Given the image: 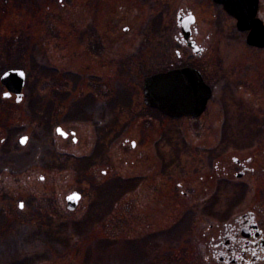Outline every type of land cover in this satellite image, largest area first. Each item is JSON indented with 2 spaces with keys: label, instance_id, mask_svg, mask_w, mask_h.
Here are the masks:
<instances>
[{
  "label": "rangeland",
  "instance_id": "obj_1",
  "mask_svg": "<svg viewBox=\"0 0 264 264\" xmlns=\"http://www.w3.org/2000/svg\"><path fill=\"white\" fill-rule=\"evenodd\" d=\"M178 10L196 17L197 56L176 39ZM172 64L211 85L200 115L144 104V76ZM14 67L22 100L0 84V264H203V228L264 206L263 182L226 177L217 206L235 210H191L184 226L177 182L207 175L200 158L215 143L231 164L264 136V47L211 0H0V74Z\"/></svg>",
  "mask_w": 264,
  "mask_h": 264
},
{
  "label": "flooded vegetation",
  "instance_id": "obj_2",
  "mask_svg": "<svg viewBox=\"0 0 264 264\" xmlns=\"http://www.w3.org/2000/svg\"><path fill=\"white\" fill-rule=\"evenodd\" d=\"M214 4L222 5L211 0ZM223 9V8H222ZM190 10H178L176 14V24L179 28L176 39L178 43L190 49L195 56L202 50L203 46L197 42L194 30L195 22L190 25V33L188 37H184L180 32V21ZM258 15V11H257ZM179 16L180 21L177 22ZM195 16V15H194ZM259 16V15H258ZM231 17V16H230ZM193 43V46L190 43ZM259 48V47H258ZM178 53V51H176ZM190 64L175 65L172 64L168 68L185 66ZM197 68L200 72L201 70ZM166 68V69H168ZM202 74V72H201ZM203 76V75H202ZM256 134H263L264 129H259ZM66 136L63 137H67ZM74 138V137H73ZM219 142L215 143L214 148L205 152L200 158L205 166L208 168L207 175H203L202 179H187L183 182L178 181V193L186 201V212L183 218L184 226L187 227L190 218L191 210H235V207L220 208L218 204V190L220 181L223 178H233V180H246L247 182H263L264 183V136L258 139L257 142L252 143L256 148L254 152L250 153L244 159L233 157V163L227 164L219 159L217 146ZM189 148V146H188ZM198 153H195L196 155ZM199 155V154H198ZM234 166L235 168H232ZM235 170V171H234ZM233 171V177L230 173ZM238 173H241L238 175ZM214 182V194L205 196V190L210 185L211 180ZM262 194H264V187ZM195 200L204 201L203 205L191 206V202ZM241 212L227 215L216 222L209 223L198 236L197 244L199 246L200 258L203 264H258L264 263V206L262 200L259 203L249 207H245Z\"/></svg>",
  "mask_w": 264,
  "mask_h": 264
},
{
  "label": "water",
  "instance_id": "obj_3",
  "mask_svg": "<svg viewBox=\"0 0 264 264\" xmlns=\"http://www.w3.org/2000/svg\"><path fill=\"white\" fill-rule=\"evenodd\" d=\"M223 5V8L236 18V27L239 30H247L246 42L250 45L264 46V22L256 15L258 0H214ZM180 21L179 16L177 22ZM194 22V15L188 13L180 21L181 32L184 37L190 33V25ZM193 46V43H190ZM25 73L23 69L10 68L0 75V83L5 87L2 97L15 94V100L23 97V85ZM212 94L199 70L191 66L170 68L148 75L143 81V100L151 106L159 109L170 117L198 116L205 107ZM56 132L62 136L67 133L60 127ZM25 136L20 141L24 142ZM75 139V138H74ZM241 173H238L240 175ZM81 194L72 191L65 196L66 207L69 210L76 208ZM22 204L20 203V206Z\"/></svg>",
  "mask_w": 264,
  "mask_h": 264
},
{
  "label": "trees",
  "instance_id": "obj_4",
  "mask_svg": "<svg viewBox=\"0 0 264 264\" xmlns=\"http://www.w3.org/2000/svg\"><path fill=\"white\" fill-rule=\"evenodd\" d=\"M121 186L123 187V188H125V184H121V182L119 183V182H117V185H116V190H117V192L119 193V192H121L123 189L121 188ZM17 263H19V262H17V261H13L12 263H10V264H17ZM20 264V263H19Z\"/></svg>",
  "mask_w": 264,
  "mask_h": 264
},
{
  "label": "bare ground",
  "instance_id": "obj_5",
  "mask_svg": "<svg viewBox=\"0 0 264 264\" xmlns=\"http://www.w3.org/2000/svg\"><path fill=\"white\" fill-rule=\"evenodd\" d=\"M143 82V81H142ZM142 88H143V84H142Z\"/></svg>",
  "mask_w": 264,
  "mask_h": 264
}]
</instances>
